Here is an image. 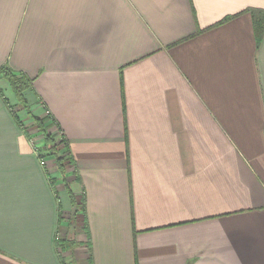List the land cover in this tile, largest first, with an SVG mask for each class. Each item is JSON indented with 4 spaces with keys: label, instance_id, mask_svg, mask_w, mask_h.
<instances>
[{
    "label": "crops",
    "instance_id": "obj_1",
    "mask_svg": "<svg viewBox=\"0 0 264 264\" xmlns=\"http://www.w3.org/2000/svg\"><path fill=\"white\" fill-rule=\"evenodd\" d=\"M252 9L0 0V69L31 80L22 105L0 75V264H264ZM38 121L63 167L41 165Z\"/></svg>",
    "mask_w": 264,
    "mask_h": 264
},
{
    "label": "trees",
    "instance_id": "obj_2",
    "mask_svg": "<svg viewBox=\"0 0 264 264\" xmlns=\"http://www.w3.org/2000/svg\"><path fill=\"white\" fill-rule=\"evenodd\" d=\"M248 12L251 14L253 18L254 30L257 38V45L259 46L264 36V10L252 9V10H248ZM229 20L230 18H226L221 23H225ZM0 75H2V77L8 81L16 97L22 103V105H24L26 103L24 99V93L26 90L30 89L31 80L21 73L14 72L8 66H4L0 69ZM43 125L44 122L42 121L37 122L39 133H41L43 137L44 147L46 150H48L46 151V153H48L47 156H49V152L50 153L54 152L53 154H57L56 161L59 167L61 168L64 166V161L67 160L66 157H61L62 154L61 146L63 144V141L57 143L53 135L49 134V132L46 130V128ZM40 154H41L40 158L43 159L44 157L43 154L41 152Z\"/></svg>",
    "mask_w": 264,
    "mask_h": 264
},
{
    "label": "rangeland",
    "instance_id": "obj_3",
    "mask_svg": "<svg viewBox=\"0 0 264 264\" xmlns=\"http://www.w3.org/2000/svg\"><path fill=\"white\" fill-rule=\"evenodd\" d=\"M37 142H38V144H39V149H40V152L43 154V161H45V163L47 164V163H51V162H53L54 161V159L56 158V156H57V154H53L52 152L50 153L49 152V157L47 156V154L48 153H46V151H48V150H46L45 149V147H44V144H43V140H42V137H41V133H39V130H38V133H36V136H35V138H34ZM39 139V140H38ZM62 147V146H61ZM48 157V158H47ZM54 157V158H53ZM54 163V162H53Z\"/></svg>",
    "mask_w": 264,
    "mask_h": 264
},
{
    "label": "built area",
    "instance_id": "obj_4",
    "mask_svg": "<svg viewBox=\"0 0 264 264\" xmlns=\"http://www.w3.org/2000/svg\"><path fill=\"white\" fill-rule=\"evenodd\" d=\"M30 143H31V145H32V147H33V149H34V151L37 153V155H38V157L41 155L40 154V149H39V144H38V142L35 140V139H32L31 141H30ZM41 165L42 166H47V164L45 163V161H43V159H41Z\"/></svg>",
    "mask_w": 264,
    "mask_h": 264
},
{
    "label": "bare ground",
    "instance_id": "obj_5",
    "mask_svg": "<svg viewBox=\"0 0 264 264\" xmlns=\"http://www.w3.org/2000/svg\"><path fill=\"white\" fill-rule=\"evenodd\" d=\"M40 162H41V159H40Z\"/></svg>",
    "mask_w": 264,
    "mask_h": 264
}]
</instances>
